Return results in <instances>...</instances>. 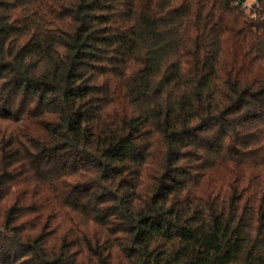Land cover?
I'll return each mask as SVG.
<instances>
[{"label": "trees", "instance_id": "obj_1", "mask_svg": "<svg viewBox=\"0 0 264 264\" xmlns=\"http://www.w3.org/2000/svg\"><path fill=\"white\" fill-rule=\"evenodd\" d=\"M0 0V264H264V0Z\"/></svg>", "mask_w": 264, "mask_h": 264}, {"label": "rangeland", "instance_id": "obj_2", "mask_svg": "<svg viewBox=\"0 0 264 264\" xmlns=\"http://www.w3.org/2000/svg\"><path fill=\"white\" fill-rule=\"evenodd\" d=\"M254 0H247L246 3H247V6L249 7L250 4L253 2Z\"/></svg>", "mask_w": 264, "mask_h": 264}]
</instances>
